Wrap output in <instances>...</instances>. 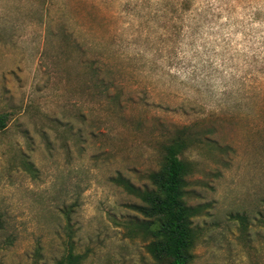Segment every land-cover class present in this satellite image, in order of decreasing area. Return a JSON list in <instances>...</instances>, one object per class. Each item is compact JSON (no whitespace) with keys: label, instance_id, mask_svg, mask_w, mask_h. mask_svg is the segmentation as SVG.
<instances>
[{"label":"rangeland","instance_id":"1","mask_svg":"<svg viewBox=\"0 0 264 264\" xmlns=\"http://www.w3.org/2000/svg\"><path fill=\"white\" fill-rule=\"evenodd\" d=\"M0 264H154L130 220L189 128L194 264H264V0H0Z\"/></svg>","mask_w":264,"mask_h":264},{"label":"trees","instance_id":"2","mask_svg":"<svg viewBox=\"0 0 264 264\" xmlns=\"http://www.w3.org/2000/svg\"><path fill=\"white\" fill-rule=\"evenodd\" d=\"M7 123L8 117L0 115V130L6 129ZM189 131L184 128L164 146L161 168L148 175L152 189L141 190L123 178L116 180L141 201V205L131 208L144 219H132L128 226L135 235L149 242L147 251L154 264H194L195 261L198 233L193 220L202 210L186 202L187 179L193 167L182 156L192 145ZM85 259V255L76 253L71 239L68 252L55 264H83Z\"/></svg>","mask_w":264,"mask_h":264}]
</instances>
